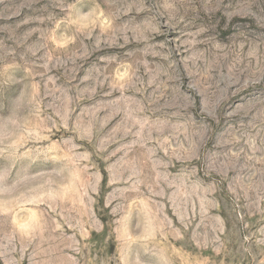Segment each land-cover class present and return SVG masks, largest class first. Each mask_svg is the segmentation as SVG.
<instances>
[{"label": "rangeland", "instance_id": "rangeland-1", "mask_svg": "<svg viewBox=\"0 0 264 264\" xmlns=\"http://www.w3.org/2000/svg\"><path fill=\"white\" fill-rule=\"evenodd\" d=\"M0 264H264V0H0Z\"/></svg>", "mask_w": 264, "mask_h": 264}]
</instances>
